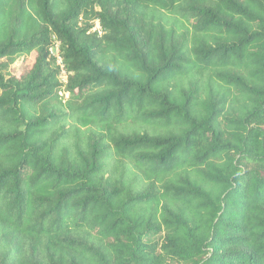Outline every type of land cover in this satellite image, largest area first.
I'll list each match as a JSON object with an SVG mask.
<instances>
[{"label":"trees","instance_id":"obj_1","mask_svg":"<svg viewBox=\"0 0 264 264\" xmlns=\"http://www.w3.org/2000/svg\"><path fill=\"white\" fill-rule=\"evenodd\" d=\"M0 264H264V0H0Z\"/></svg>","mask_w":264,"mask_h":264},{"label":"rangeland","instance_id":"obj_2","mask_svg":"<svg viewBox=\"0 0 264 264\" xmlns=\"http://www.w3.org/2000/svg\"><path fill=\"white\" fill-rule=\"evenodd\" d=\"M100 30H101V26L98 25V22H96L93 32H98ZM53 51L56 53L57 50L55 49ZM35 57H36L35 54H33L32 56L28 58H20L15 63L8 64V69L5 72L15 75L17 77L25 76L29 72L30 68L32 67L35 61ZM4 63H8V62L4 61ZM61 80H62V76H61ZM68 97H69V94L66 93L65 98H68Z\"/></svg>","mask_w":264,"mask_h":264},{"label":"built area","instance_id":"obj_3","mask_svg":"<svg viewBox=\"0 0 264 264\" xmlns=\"http://www.w3.org/2000/svg\"><path fill=\"white\" fill-rule=\"evenodd\" d=\"M99 25V23H98ZM57 50L56 53L53 51V50ZM51 54L57 59V63L58 65L62 68V81L63 82H66V72L64 70V67H63V61H62V58L60 56V44L59 43H56L55 46L51 49Z\"/></svg>","mask_w":264,"mask_h":264}]
</instances>
